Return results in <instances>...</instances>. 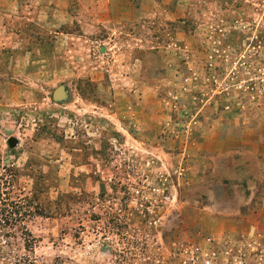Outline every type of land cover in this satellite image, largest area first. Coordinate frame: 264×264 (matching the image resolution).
I'll list each match as a JSON object with an SVG mask.
<instances>
[{
	"label": "rangeland",
	"instance_id": "374dc122",
	"mask_svg": "<svg viewBox=\"0 0 264 264\" xmlns=\"http://www.w3.org/2000/svg\"><path fill=\"white\" fill-rule=\"evenodd\" d=\"M207 261L264 264V0H0V264Z\"/></svg>",
	"mask_w": 264,
	"mask_h": 264
},
{
	"label": "water",
	"instance_id": "95a60500",
	"mask_svg": "<svg viewBox=\"0 0 264 264\" xmlns=\"http://www.w3.org/2000/svg\"><path fill=\"white\" fill-rule=\"evenodd\" d=\"M62 90L61 89H58L56 92H55V97L56 98H60L62 96Z\"/></svg>",
	"mask_w": 264,
	"mask_h": 264
},
{
	"label": "built area",
	"instance_id": "2783aa9c",
	"mask_svg": "<svg viewBox=\"0 0 264 264\" xmlns=\"http://www.w3.org/2000/svg\"><path fill=\"white\" fill-rule=\"evenodd\" d=\"M206 264H210V261H207V263Z\"/></svg>",
	"mask_w": 264,
	"mask_h": 264
}]
</instances>
